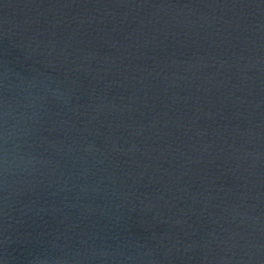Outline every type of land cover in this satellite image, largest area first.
<instances>
[{
    "label": "water",
    "instance_id": "water-1",
    "mask_svg": "<svg viewBox=\"0 0 264 264\" xmlns=\"http://www.w3.org/2000/svg\"><path fill=\"white\" fill-rule=\"evenodd\" d=\"M0 264H264V0H0Z\"/></svg>",
    "mask_w": 264,
    "mask_h": 264
}]
</instances>
